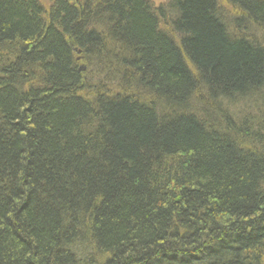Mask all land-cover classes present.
<instances>
[{
	"label": "trees",
	"instance_id": "obj_1",
	"mask_svg": "<svg viewBox=\"0 0 264 264\" xmlns=\"http://www.w3.org/2000/svg\"><path fill=\"white\" fill-rule=\"evenodd\" d=\"M0 0V264H264V0Z\"/></svg>",
	"mask_w": 264,
	"mask_h": 264
},
{
	"label": "rangeland",
	"instance_id": "obj_2",
	"mask_svg": "<svg viewBox=\"0 0 264 264\" xmlns=\"http://www.w3.org/2000/svg\"><path fill=\"white\" fill-rule=\"evenodd\" d=\"M41 2H46L45 0H40ZM155 1H157L156 3H160L158 0H155Z\"/></svg>",
	"mask_w": 264,
	"mask_h": 264
}]
</instances>
